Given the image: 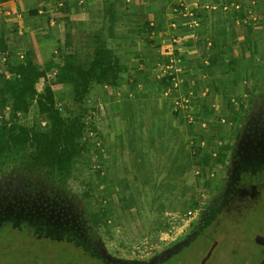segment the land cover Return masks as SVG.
Returning a JSON list of instances; mask_svg holds the SVG:
<instances>
[{
  "label": "rangeland",
  "instance_id": "rangeland-1",
  "mask_svg": "<svg viewBox=\"0 0 264 264\" xmlns=\"http://www.w3.org/2000/svg\"><path fill=\"white\" fill-rule=\"evenodd\" d=\"M223 1L222 4L220 0L215 1L216 6L230 8L229 21L227 18L224 22L238 26V39L244 46L229 47L225 42V47L217 50L225 55L224 62L221 58L219 65L224 67L230 57H235V67L228 68L230 76L219 79L214 71L212 82L205 79L195 92L204 102L218 107L213 115V120L220 121V127L218 123L215 125L219 143L215 144L214 151L218 157L210 164L212 167L219 165L216 174H205L203 186L197 193L189 192L187 199L173 192L172 183L167 182L172 179L162 175L143 174L137 177L143 184L142 190L134 188L127 177L121 175V170L147 166L148 160L126 156L146 152L148 145L134 143L132 138H125L123 145L115 142L117 135L133 134V129L126 132L117 126L119 116L122 120H130L122 117L127 113L118 111L122 106L117 107L118 100L124 99L126 91L123 90L130 92L129 102L146 104L154 103L157 97V102H173L175 106L186 107L191 103V96L170 92L161 97L159 78L156 82L143 78L139 79L140 83L138 80L125 81L119 85L121 90L117 86L95 84L84 101V106L88 107L89 151L75 161L73 174L65 184L45 178L39 182L28 180L13 164L0 167V226L29 224L41 235L68 236L102 262L65 241H40L30 233L9 228L0 232V264H155L166 259L163 264H201L211 247L205 264H258L262 261L264 186L239 185V181L244 171L255 173L264 169V0ZM53 5L56 6V1L48 0L43 8L52 13ZM95 18L93 22L98 27L101 20ZM85 25L80 22L79 27ZM72 26V48L81 45V54L90 55L93 43L86 35L97 29L75 32L74 24ZM241 34L245 37H240ZM226 36H223L225 40ZM234 51L236 56H233ZM212 53L206 56L209 57L206 66H212ZM59 58L56 56L57 60ZM56 71L49 73L47 81L54 85L57 105L65 115L78 114L83 105L72 101L68 85L54 83ZM45 84L44 79L37 83L40 92ZM144 84L152 88L149 90L152 95L139 94V87ZM169 87L180 88L179 80H173ZM145 90L143 86L142 93ZM5 114L0 112V122ZM20 122L42 128L46 118L33 103L28 113L20 114ZM222 154L225 158L219 160ZM123 185L128 191L120 192ZM253 198L256 199L251 200ZM195 207H199L195 218L184 215ZM233 213L236 214L233 216ZM92 214L99 217L96 225L92 224ZM215 217L220 221L217 219L219 222L212 229ZM231 221L238 224L232 225ZM202 229L204 235L198 237V248L192 244L188 252L179 253ZM214 232L219 233L215 235L216 244L211 242ZM257 236L263 237L262 242L255 240ZM25 243L36 248L24 251ZM64 246H67L65 250Z\"/></svg>",
  "mask_w": 264,
  "mask_h": 264
},
{
  "label": "crops",
  "instance_id": "crops-1",
  "mask_svg": "<svg viewBox=\"0 0 264 264\" xmlns=\"http://www.w3.org/2000/svg\"><path fill=\"white\" fill-rule=\"evenodd\" d=\"M53 1H56V6L53 5L52 13H49L50 9L43 8L48 0H0V38H4L7 47L0 51V72H6L7 60L21 62L27 51L38 62L50 58L58 44L63 45L65 40L64 15L72 19L75 32L103 29L108 23L105 7L109 0H68V13L62 10L64 0ZM215 1L121 0L116 3L117 18L111 46L126 69L117 87L122 88L119 85L125 81L139 82L143 78L156 82L157 78L174 74L173 80H179L180 88L173 90L169 86H160L159 95L164 97L176 92L191 96L190 105L180 107L173 102H157V97L150 104L135 103V100L129 102L131 94L123 90L126 91L123 92L124 99L118 100L117 107L122 106L118 111L127 113L122 117L130 120H122L121 116L116 115L120 117V120H116L119 123L117 126L126 132L133 129V134L128 133L126 137L117 135L115 142L123 145L125 138H132L134 143L148 145V148L144 147L147 148L146 152L126 156L133 160H148L147 166L121 170V175L127 177V182L134 188L142 190L143 184L137 177L143 174L162 175L172 179L167 182L172 183L173 192L187 199L189 192L197 193V189L203 186V177L215 175L220 169L217 164L214 167L210 165L218 157L214 151L215 144L219 143L215 125L218 123L217 127H220V121L213 120L218 107L204 102L195 92L205 79L212 82L210 79L214 77V71L219 79L230 76L231 70L219 64L206 66L208 53L225 47V42L229 47L244 45L238 39V26L225 23L230 8L225 10L227 5L217 8ZM220 1L221 4L224 2ZM94 18L101 20L98 27L93 22ZM78 21L86 25L81 28ZM240 37L244 38L245 35L241 34ZM234 54L237 55L235 51ZM143 86L148 91L142 93ZM143 86L139 87V94L152 95L149 93L152 88H147L146 84ZM152 161L155 163L151 164ZM126 191L123 185L120 192Z\"/></svg>",
  "mask_w": 264,
  "mask_h": 264
},
{
  "label": "trees",
  "instance_id": "trees-1",
  "mask_svg": "<svg viewBox=\"0 0 264 264\" xmlns=\"http://www.w3.org/2000/svg\"><path fill=\"white\" fill-rule=\"evenodd\" d=\"M117 2H121V0H109L108 6L105 7L108 22L106 27L87 33L86 36H89L93 43V50L90 55L83 56L81 54V45L72 48L74 42L71 32L73 27L72 19L69 15H64L62 18L65 21V40L63 45L58 44L56 52L50 58L44 62H38L34 59L32 53L27 51L25 58L21 62L6 61V72H0V112L5 114L6 109L9 108L8 114H5L2 122H0L1 168L8 164H13L19 173L28 180L39 182L45 178L46 181L56 180L59 183L61 182V184H65L67 179L73 174L75 161L88 153L89 139L86 138L88 107L84 106V101L91 95L93 85L118 86L120 78L126 71L120 57L111 46L117 18L115 11ZM63 5V13H68L67 1ZM32 12L35 13L36 11ZM6 48L4 38L1 37L0 51ZM64 48L66 49L65 52H63ZM219 52L212 53V66L220 64L221 58H223L221 62H224L225 55ZM56 56L60 58L57 60ZM234 58H229L230 61L224 63V67L233 69L236 63ZM54 69L57 70L54 83L68 85L72 101L83 105L78 114L65 115L63 110L57 105L54 85L47 81L49 73ZM174 76V74H171L159 78V85L171 86ZM41 79L46 80L47 84L40 92L37 88V83ZM33 103L37 105L39 113L45 115V127L38 128L35 125L30 126L20 122V114L28 113ZM221 157L224 159L225 155L222 154L219 160H221ZM243 184L248 186L255 184L257 187L264 186V169L255 173L244 171L239 181V185ZM240 203H238L239 207ZM235 214L233 213L232 215L234 216ZM227 217L230 218L232 216ZM217 219L216 217L213 218V222H211L212 229L220 221L219 219L217 221ZM91 221L92 224L96 225L100 220L97 215L92 214ZM231 224L236 225L238 222L231 221ZM9 228L30 233L31 236L40 241L48 240L60 243L65 241L81 248L88 257L96 258L99 262H102L81 244H78L79 242L77 243V241L68 236L67 238H57L53 237L57 235H41L29 224L14 227V225L6 223L0 226V232ZM204 229L178 252H188L192 244H194L195 248H198V237L204 235ZM214 233L211 242L216 244L215 235L219 233ZM11 241H13L12 243L15 242L14 240ZM25 246L24 251L36 248L33 245L29 247L27 243H25ZM66 248L67 246H64L62 249L65 250ZM166 260L155 264H163Z\"/></svg>",
  "mask_w": 264,
  "mask_h": 264
},
{
  "label": "built area",
  "instance_id": "built-area-1",
  "mask_svg": "<svg viewBox=\"0 0 264 264\" xmlns=\"http://www.w3.org/2000/svg\"><path fill=\"white\" fill-rule=\"evenodd\" d=\"M198 212H199V207H195L193 209L187 210L184 215L190 217V219H191V218H195L197 216Z\"/></svg>",
  "mask_w": 264,
  "mask_h": 264
},
{
  "label": "water",
  "instance_id": "water-1",
  "mask_svg": "<svg viewBox=\"0 0 264 264\" xmlns=\"http://www.w3.org/2000/svg\"><path fill=\"white\" fill-rule=\"evenodd\" d=\"M263 237L257 236L256 240L258 241V243L262 242ZM212 252V249L207 253V255L204 257V259L202 260L201 264H205V262L207 261V259L210 257ZM258 264H264V257L262 258V261H260Z\"/></svg>",
  "mask_w": 264,
  "mask_h": 264
},
{
  "label": "flooded vegetation",
  "instance_id": "flooded-vegetation-1",
  "mask_svg": "<svg viewBox=\"0 0 264 264\" xmlns=\"http://www.w3.org/2000/svg\"><path fill=\"white\" fill-rule=\"evenodd\" d=\"M213 247L210 248V250L212 249ZM206 263V262H205Z\"/></svg>",
  "mask_w": 264,
  "mask_h": 264
}]
</instances>
